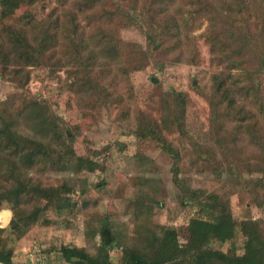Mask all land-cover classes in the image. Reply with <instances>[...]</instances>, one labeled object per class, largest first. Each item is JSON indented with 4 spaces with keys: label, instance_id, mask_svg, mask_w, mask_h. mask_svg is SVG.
<instances>
[{
    "label": "rangeland",
    "instance_id": "obj_1",
    "mask_svg": "<svg viewBox=\"0 0 264 264\" xmlns=\"http://www.w3.org/2000/svg\"><path fill=\"white\" fill-rule=\"evenodd\" d=\"M186 1L174 0V7ZM118 2L103 0L86 17L79 18V33L85 39L90 35L98 44L93 47L94 66L89 74L95 85L92 95H75L71 84L74 71L80 67L72 59L73 51L64 45L56 49L52 60L61 63L30 68L28 84L23 88L0 76V107L20 110L30 103L45 102L51 115L61 122L67 139L74 137L75 153L100 166L94 172L34 176L47 187L65 183L64 196L72 207L57 214L42 202L49 225L34 226L20 240L3 233L1 239L12 252V264H67L60 258L59 248L93 250L102 238L103 218L107 220L110 247L112 235L134 238L136 226L150 218L157 226L181 229L197 214V209L180 204L169 154L160 143L134 134L139 120L160 123L165 113L175 110L174 93L182 95L183 129L180 132L173 127L162 134L180 153V177L206 194H228L232 217L238 224L245 220L264 222V175L252 171L255 162H264V152L258 139L247 141L237 133L234 121L213 118L209 98L216 68L210 64L201 30L184 41L183 51L153 52L141 26L127 28L118 20ZM59 4V0H41L32 10L36 19H47ZM67 7L72 8V0ZM124 7L148 15L157 12L146 0H124ZM25 10L21 7L16 14ZM83 57L88 54L83 53ZM229 163L237 166L238 174L229 170ZM151 197L159 205L150 202ZM144 204L153 209L152 216L148 217ZM6 206L10 205L3 204L0 211ZM244 244V237L237 232L235 239L223 244L213 240L209 247L240 256ZM122 253L112 246L111 261L119 264Z\"/></svg>",
    "mask_w": 264,
    "mask_h": 264
},
{
    "label": "trees",
    "instance_id": "obj_2",
    "mask_svg": "<svg viewBox=\"0 0 264 264\" xmlns=\"http://www.w3.org/2000/svg\"><path fill=\"white\" fill-rule=\"evenodd\" d=\"M38 2L41 0H0V76L23 88L28 84L30 68L61 63L59 59L52 60L56 49L64 45L73 51L72 59L80 67L74 71L71 84L75 95H92L95 85L89 74L94 66L93 47L98 44L90 35L85 39L79 33V18L86 17L103 0H72L71 9L67 7L68 0H59L58 9L41 20L32 10ZM146 2L157 12L136 13L119 0L115 15L127 28L141 26L153 52L183 51L184 41L201 30L199 35L208 48L210 64L216 68L211 75L209 98L213 118L234 121L237 133L247 141L258 139L264 152V0H187L181 7H174V0ZM21 7L27 10L17 15ZM83 53L88 57L84 58ZM173 98V112L165 113L160 123L139 120L134 134L160 143L169 154L180 204L197 209V214L181 229L157 226L150 218L136 226L134 238L112 235L110 247L102 238L93 250L62 246L58 250L62 261L114 264L109 250L115 246L123 251L119 264H264V222L245 220L238 224L232 217L228 194H206L180 177V153L162 134L173 127L180 132L183 129L182 95L174 93ZM60 123L43 101L24 105L20 110L0 107V208L10 205L0 211V226L7 224L12 211L7 227L0 229V264H12V252L1 239L3 233L20 240L34 226L50 224L44 217L42 202L57 214L72 207L64 196L65 183L47 187L34 176L100 169L89 157L75 153L74 137L67 139ZM229 170L237 173L238 168L229 163ZM252 171L264 175V162H255ZM150 202L159 205L153 197ZM140 209L141 205L137 206V217ZM145 209L148 217L152 216L153 209L149 205ZM237 232L245 241L242 255L209 247L213 240L223 244L235 239Z\"/></svg>",
    "mask_w": 264,
    "mask_h": 264
},
{
    "label": "water",
    "instance_id": "obj_3",
    "mask_svg": "<svg viewBox=\"0 0 264 264\" xmlns=\"http://www.w3.org/2000/svg\"><path fill=\"white\" fill-rule=\"evenodd\" d=\"M155 81V80H154ZM102 224H103V231H102V240H104V242L106 244H109L110 243V235H109V232L108 230L106 229V226H107V220L105 218H103L102 220Z\"/></svg>",
    "mask_w": 264,
    "mask_h": 264
}]
</instances>
